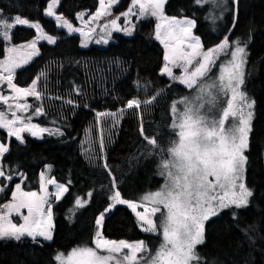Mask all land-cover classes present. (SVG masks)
Returning <instances> with one entry per match:
<instances>
[{"label":"trees","instance_id":"trees-1","mask_svg":"<svg viewBox=\"0 0 264 264\" xmlns=\"http://www.w3.org/2000/svg\"><path fill=\"white\" fill-rule=\"evenodd\" d=\"M50 1L0 0L4 17L19 15L37 22L44 32L57 39L54 45L40 44L39 55L16 72L15 83L27 87L41 71L47 72L46 98L31 100L36 102L35 106L42 103L45 112L33 116L32 122L64 133L63 136L46 133L40 140L24 134L23 144L8 138L9 151L3 162L14 179L0 194V204L11 198L14 185L21 182L18 173L26 177L25 189L36 190L40 187L41 173L49 165L51 176L68 186L69 191L61 200L52 197L50 201L53 240L47 243H34L30 238L2 240L0 264H56L54 257L59 251L93 246L95 221L109 208L101 226L104 238L143 240L152 247L160 240L139 228L137 216L127 204H113L110 199L118 190L121 198L138 203L143 194L163 183L158 174L159 157L147 155L150 146L141 136L140 121L131 112L143 113L145 134L166 142L172 136L170 105L187 92L178 83L168 87L169 78L160 75L165 49L155 39L156 21L150 18L139 22L131 36L115 33L106 47L82 48L78 35H67L45 16ZM232 7V0H228L227 8ZM99 8V0H61L57 12L76 22L79 13L95 14ZM164 12L168 17L195 20V34L205 50L218 46L227 35L233 42L246 44L250 51L246 89L255 99V117L246 154V179L254 195L249 206L237 212L236 220L230 215L232 211H226L206 223L205 243L198 252L203 264H264V0H239L235 28L231 27V11L223 13L222 20L213 22L209 18V13H213L211 7L200 6L194 0H168ZM35 35L34 29L17 26L12 31V41L25 43ZM4 54L5 44L0 39V58ZM138 80L150 82L151 86L142 91L137 87ZM42 87L38 85V90ZM161 88L165 92L150 110H128L115 127L110 117H96V112L118 111L129 99H148ZM68 99L78 106L64 103ZM6 137L7 132L0 129V142ZM105 162L116 178L115 186L103 167ZM90 191L93 194L88 198L86 193ZM77 198L86 200V205L70 219Z\"/></svg>","mask_w":264,"mask_h":264},{"label":"snow or ice","instance_id":"snow-or-ice-1","mask_svg":"<svg viewBox=\"0 0 264 264\" xmlns=\"http://www.w3.org/2000/svg\"><path fill=\"white\" fill-rule=\"evenodd\" d=\"M118 2L119 0H99L100 11L92 19L111 15L108 10ZM59 3L60 0H51L46 14L55 16L60 26L69 33L79 32L84 36L82 47H87L88 37L95 29L83 31L74 28L54 11ZM166 3L167 0H131V7L122 14L126 18L138 15L158 21L155 39L166 49V63L160 75L169 78L168 87H171V83H178L184 85L187 91L186 95L170 105L173 117L170 121L172 136L166 142L163 139L158 141L155 135L145 134L143 113L131 112L140 121L139 131L145 143L150 146L147 155L156 154L159 157L158 174L164 178V183L158 190L141 197L148 206L121 198L118 190L110 196L113 204H127L139 218L143 231L158 235L161 240L153 249L144 241L129 243L104 238L100 227L108 211L105 209L95 221L98 227L93 240L94 247L77 246L68 255L58 252L54 258L59 264H203V257L197 252V246L205 243V222L225 209L248 207L250 198L254 195V191L246 184L248 156L245 154L250 150L249 133L254 101L241 91L244 84L243 69L247 62L246 44L242 46L239 40L230 41L225 35L223 42L217 47L205 50L199 36L193 34L195 20L168 17L164 12ZM194 3L200 6L208 4L222 12L231 11V27L235 28L239 0H232L233 7L230 9L225 7L228 0H194ZM83 15L81 13L79 18L83 19ZM117 19L118 17L113 18L110 25L106 23L103 28L107 30L111 26L112 29L123 30L131 35L133 28L122 29L117 24ZM211 19L215 22L223 19V16H212ZM17 25L36 29L41 33L39 39H44L49 44L56 43L53 36L43 33L38 23H32L19 15L6 19L0 12V38L9 42L5 58L0 59V129L7 132L5 141L0 142V193L5 192L7 185L14 179L3 162L4 155L9 151L6 146L8 138L14 137L23 144L26 141L21 133L24 132L33 137L44 132L49 135H64L59 129L53 132L28 122L31 116L25 118L17 114L27 113L32 107L21 101H26L30 96L43 101L47 92L46 71L36 75L27 87L14 82L17 69L25 68L33 57L39 55L35 40L22 46L11 45L10 32ZM110 34L105 32V36ZM101 40L108 42L104 37L95 42L100 43ZM220 55L225 59L217 65ZM173 68H179L181 74H174ZM214 68L218 70L216 73L213 72ZM5 85L11 90L10 95L3 93ZM38 85H43L41 90H38ZM150 86V82L137 81V87L142 91ZM75 91L79 94L78 88ZM164 92L165 89L161 88L148 99H129L118 111L96 112V117H110L112 126L115 127L128 114V110H150L158 96ZM64 103L78 106L71 99L64 100ZM85 107L88 105L85 104ZM245 108L248 109L246 113ZM44 112L41 103L34 107L32 115H43ZM100 146H104L103 136ZM103 167L115 186L116 178L112 170L106 162ZM18 175L21 181L26 179L22 173ZM43 177L44 174L41 173V179ZM47 183L56 185L54 194L49 193L44 186L41 194L24 191L21 183L14 185L11 202L0 208V240L20 241L22 238H30L34 243H40L38 237L44 241L53 240L54 224L49 196L54 195L55 200H59L69 191V187L57 184L51 178ZM92 194L90 191L86 193V197L90 198ZM75 204L85 207L86 200L77 198ZM138 207H143L144 211H137ZM21 209H27V215H23ZM13 213L22 216L23 222L14 223L10 219ZM230 215L233 220L237 219L236 212Z\"/></svg>","mask_w":264,"mask_h":264},{"label":"rangeland","instance_id":"rangeland-1","mask_svg":"<svg viewBox=\"0 0 264 264\" xmlns=\"http://www.w3.org/2000/svg\"><path fill=\"white\" fill-rule=\"evenodd\" d=\"M122 1L123 0H119V2L117 3V4H115L111 9H109L108 11L111 13V15H104V16H101V17H99L98 19H96V20H93L92 18L89 20V21H85L84 20V18L83 19H80L79 17H80V14L81 13H85V12H81V13H79L78 15H77V20H76V22H72V21H70L69 19H67L66 17H64L63 15V18L64 19H66L69 23H71L72 24V26L74 27V28H78V29H81V30H83V31H88V29L89 28H94L95 29V32L90 36V37H88V46L87 47H82V43H83V41L85 40V37L84 36H82V35H80V33L79 32H75V33H69L68 32V30L66 29V28H64V27H61L60 26V23L55 19V16H48L46 13H47V9L45 10V16L46 17H48V18H50V19H52V20H54L55 21V23H56V25H57V27L60 29V30H63L65 33H67V35H78L79 37H80V39H81V47L82 48H88V47H90V46H92V45H98V46H102V47H106L109 43H110V40H111V38H112V36L115 34V33H121V34H124V35H126V36H131L134 32H135V29H136V26H137V24L139 23V22H141V21H143V20H146V19H150V18H141L140 16H138V15H133V16H130V17H124L122 14L124 13V12H126L130 7H131V0H124L123 1V3H122ZM168 1V0H167ZM60 2H61V0H60ZM51 3V1L49 2V4ZM120 3H122V5L120 4ZM48 4V5H49ZM60 4V3H59ZM59 4L56 6V8L54 9V11L56 12V14H58V15H61V14H59L58 12H57V9H58V6H59ZM205 5H208V4H205ZM210 6V5H209ZM165 7V6H164ZM211 7V9H212V11H213V13H209V18H211L212 16H217V17H219V16H225L226 15V13L228 12V11H221V9H219V8H214V7H212V6H210ZM225 7L227 8V5H225ZM48 8V7H47ZM217 9V10H216ZM98 11H100V8H99V10ZM1 12V11H0ZM223 13H225V15L223 14ZM17 16V15H16ZM13 17H15V16H13ZM21 17V16H20ZM116 17H118V19H117V24L123 29V28H125V27H132L133 28V31H132V34L131 35H128V34H126L125 33V31H123V30H120V31H117V30H115V29H112L111 28V26H109V28L107 29V30H105L104 28H103V25L104 24H106V23H108L109 25H110V22H111V20L113 19V18H116ZM6 19H10V18H8V17H5ZM12 18V17H11ZM23 18V17H22ZM176 18V17H175ZM24 19H26V18H24ZM152 19H154L155 21H156V25H157V23H158V21L155 19V18H152ZM177 19H189V18H177ZM218 20H222V19H217L216 21H218ZM31 22V21H30ZM32 23H37V22H32ZM39 24V23H38ZM17 26H23V25H17ZM16 26V27H17ZM134 26V27H133ZM15 27V28H16ZM23 27H27V26H23ZM14 29V28H13ZM13 29L11 30V32H10V35H11V45H13V46H22V45H24V44H27V43H30V42H32L33 40H35L36 41V47H37V49L38 50H40L39 48H40V44H42V43H47V44H49L46 40H44V39H39V37L41 36V33L40 32H38L36 29H34L35 30V32H36V35H35V37L33 38V39H31L30 41H28V42H25V43H21V44H15V43H13V41H12V31H13ZM33 29V28H32ZM110 32L111 34L110 35H108V36H105V32ZM193 31V34L194 35H196L195 34V28L192 30ZM43 33L44 34H47L46 32H44V30H43ZM47 35H49V34H47ZM51 36V35H50ZM197 36V35H196ZM54 37V36H53ZM101 37H104L105 39H107V43H104L103 42V40H101V42L100 43H96L95 41L97 40V39H100ZM55 38V37H54ZM2 41H3V43L5 44V54H4V56L3 57H1L0 59H4L5 58V56H6V49H7V47L9 46V42L8 41H5V40H3L2 38H0ZM56 39V38H55ZM157 40V39H156ZM56 41H57V39H56ZM158 42H160L159 40H157ZM231 41V40H230ZM223 42V41H222ZM221 42V43H222ZM161 44V43H160ZM49 45H54V44H49ZM163 47H164V45L163 44H161ZM242 46H244V44H241ZM217 47V46H216ZM165 49V48H164ZM245 51H246V53H247V56H246V60H247V62H246V64L244 65V69H243V71H244V84L242 85V88H241V91H243L245 94H246V96L251 100V101H254V105H253V108L251 109V111H252V113H253V116H252V120H251V123H250V128H251V130H250V133H249V143H250V136H251V133H252V129H253V122H254V117H255V99H254V97L248 92V90L246 89V80H247V68H248V61H249V53H250V51H249V49H248V47L246 46L245 47ZM165 54H166V49H165ZM38 56V55H37ZM37 56H35V57H33L32 58V60H31V62L37 57ZM225 59V57L223 56V55H220V57H219V59H217V61H216V63H217V65H220V62H221V60H224ZM30 62V63H31ZM29 63V64H30ZM165 63H166V61H165ZM165 65V64H164ZM27 66V65H26ZM18 70H20V69H17V71ZM16 71V72H17ZM218 70L216 69V68H214L213 69V72L214 73H216ZM173 72H174V74H176V75H180L181 74V70L179 69V68H173ZM15 82V81H14ZM184 88H185V86L184 85H182ZM3 93L5 94V95H10L11 94V90L10 89H8L7 88V86L5 85L4 87H3ZM186 94H187V92H186ZM185 94V95H186ZM180 97H182V96H180ZM179 97V98H180ZM32 99H35L34 97H28L27 98V100L26 101H21V103H28L29 105H31L32 107H30L29 108V110H28V112L27 113H17L18 115H20L21 117H29V116H31L32 118H33V115H32V112H33V109H34V106H35V104H36V102L35 101H31ZM178 99V98H177ZM177 99H175V101L177 100ZM174 101V102H175ZM248 111V109L247 108H245V113ZM11 118V117H10ZM32 118H31V120L30 121H28V122H30V123H32V124H34L33 122H32ZM4 130V129H3ZM51 130V129H50ZM6 131V130H5ZM46 133H48V132H44L43 134H38V136L37 137H34V138H36V139H42L43 137H44V135L46 134ZM24 134H28V135H30L29 133H27V132H24V133H21V135L22 136H24ZM31 136V135H30ZM40 136H42V138H39ZM33 137V136H32ZM12 138H14V137H12ZM245 154H247V152L245 153ZM50 166V165H49ZM49 166H46V168L43 170V174H44V177H43V179H41V182H40V187L38 188V189H36V190H27V189H25V186H24V182H25V179L24 180H22L21 182H19V183H21V185H22V188L24 189V191H35V192H38V193H41V189H42V186H44V187H46L47 188V190H48V192L49 193H55V189H56V185H53V184H48L47 183V180L49 179V178H51V179H54L52 176H51V170L49 171ZM247 173V172H246ZM162 179H163V183H164V178L162 177V176H160ZM55 180V179H54ZM56 181V180H55ZM57 182V181H56ZM163 183L160 185V187L163 185ZM57 184H60V183H58L57 182ZM246 184H247V186H248V183H247V179H246ZM160 187H158V188H156V189H154V190H151V191H149V192H147V193H150V192H154V191H156V190H158ZM249 187V186H248ZM13 191H14V189H13ZM147 193H145V194H147ZM1 194V193H0ZM42 194V193H41ZM66 193H64L63 194V196L59 199V200H61L63 197H64V195H65ZM145 194H143V195H145ZM142 195V196H143ZM141 196V197H142ZM52 197L53 198H55L54 197V195H52V196H49V201H51V199H52ZM141 197H140V199H139V201L140 202H138V204H140V203H143L145 206H148L147 205V202H145V201H142L141 200ZM251 199V198H250ZM9 202H11V198L9 199V200H7V201H5L4 203H2V204H0V208H2L3 207V205L5 204V203H9ZM249 204H250V202H249ZM128 206V205H127ZM249 206V205H248ZM81 207H79V206H75L74 207V209L72 210V212H71V214H70V219H72L73 217H74V214H75V212L78 210V209H80ZM130 208V207H129ZM242 209H244V208H242ZM242 209H234V208H229V209H225V210H223V211H221L217 216H214V217H210V219L209 220H211V219H213V218H215V217H218L220 214H222L223 212H226V211H232V212H238V211H240V210H242ZM109 210H111V208H109L108 209V211ZM107 211V212H108ZM137 211H140V212H143L144 211V208L143 207H138L137 208ZM21 213L23 214V215H27V209H21ZM135 213V212H134ZM136 214V213H135ZM10 219L14 222V223H22L23 222V220H22V216H17L15 213H13L12 214V216L10 217ZM208 220V221H209ZM52 221H53V217H52ZM208 221H206L205 222V227H206V223L208 222ZM137 223H138V226H139V228L143 231V229H142V227H141V222L139 221V218L137 217ZM54 224V223H53ZM98 227V226H97ZM97 231V230H96ZM100 231H101V227H100ZM143 232H145V231H143ZM102 233V232H101ZM145 233H147V234H151V235H155V234H152V233H148V232H145ZM155 236H158V235H155ZM159 238H160V240H161V237L160 236H158ZM39 241H40V243H47V242H51V241H44L42 238H40V237H38L37 238ZM160 240H159V242H160ZM124 241H126V240H124ZM143 241V240H142ZM0 242H1V240H0ZM127 242H129V243H137V242H139V241H127ZM147 245H148V247L149 248H155L156 246H158V244H159V242L156 244V245H154L153 247L148 243V242H146V241H144ZM199 246L200 245H198L197 246V252H198V248H199ZM92 247H94V244H93V246ZM76 248V247H75ZM73 249V248H72ZM72 249H70V250H67V251H59L60 253H64L65 255H68V254H70V252H71V250ZM125 251H127V250H125ZM58 253V252H57ZM56 253V254H57ZM56 264H59V262L58 261H56Z\"/></svg>","mask_w":264,"mask_h":264},{"label":"crops","instance_id":"crops-1","mask_svg":"<svg viewBox=\"0 0 264 264\" xmlns=\"http://www.w3.org/2000/svg\"><path fill=\"white\" fill-rule=\"evenodd\" d=\"M48 7V6H47ZM47 9V8H46ZM98 12V11H97ZM84 15H83V18H84V20L85 21H89L95 14H91V15H88V14H86V13H83ZM2 241V240H1Z\"/></svg>","mask_w":264,"mask_h":264}]
</instances>
